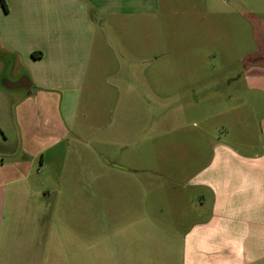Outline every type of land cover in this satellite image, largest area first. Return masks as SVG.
<instances>
[{
  "label": "crops",
  "instance_id": "obj_1",
  "mask_svg": "<svg viewBox=\"0 0 264 264\" xmlns=\"http://www.w3.org/2000/svg\"><path fill=\"white\" fill-rule=\"evenodd\" d=\"M4 1L6 8L0 0V264H5L6 255L32 264V255L43 253L32 252L28 240L32 214L38 218L33 222L44 219L46 224L60 197H54L51 174L78 191L81 175L100 167L94 142L109 139L113 132L111 126L104 131L101 124L81 120V111L90 109L94 99L83 91L94 87L95 75L87 78L88 66L106 13L96 9L94 0ZM241 1L264 12V0ZM203 5L213 13L225 10L227 3L206 0ZM35 51L40 56L34 57ZM243 74L242 81L247 79L250 88L264 94V66ZM23 75L29 76L34 91L6 86ZM240 89L236 99L244 97L246 89ZM211 118L205 115L200 122ZM254 118L256 137L238 135L236 143L222 136L210 140L204 163L191 166L187 161L168 181L155 169L138 174L118 168L125 167L122 164H107L109 196L115 202L110 205V225L125 222L124 232L114 234L108 264H264V110ZM182 119L180 114L175 120L181 128ZM191 153L195 160L196 147ZM118 181L124 184L119 199ZM33 228L43 231L41 226ZM45 252L62 254L53 248Z\"/></svg>",
  "mask_w": 264,
  "mask_h": 264
},
{
  "label": "rangeland",
  "instance_id": "obj_2",
  "mask_svg": "<svg viewBox=\"0 0 264 264\" xmlns=\"http://www.w3.org/2000/svg\"><path fill=\"white\" fill-rule=\"evenodd\" d=\"M205 1L94 0L106 16L96 30L88 66L87 78L95 75L94 87L83 91L94 99L90 109L81 111V120L101 124L104 131L111 126L113 132L109 139L94 142L100 167L81 175L78 191L51 174L54 197H60L46 224L44 219L33 222L38 218L32 214L28 240L32 252H43L32 255V264H108L114 234L124 232L125 226L123 220L110 225V205L115 202L110 200L105 167L111 161L138 174L155 169L168 181L173 170L188 165L187 161L191 166L204 163L210 140L222 136L236 143L238 135L256 137L254 115L264 110L260 103L264 94L241 77L254 66H264V12L241 0H226L225 10L211 13ZM190 82L195 84L177 92ZM241 87L246 89L244 97L236 99ZM180 114L185 120L182 128L175 121ZM205 115L212 118L201 123ZM195 147L198 157L191 160ZM119 182L118 199L124 188ZM35 226L43 231L34 230ZM131 246L127 245L128 251ZM50 248L62 254L49 255L45 251ZM5 264L21 263L6 255Z\"/></svg>",
  "mask_w": 264,
  "mask_h": 264
},
{
  "label": "water",
  "instance_id": "obj_3",
  "mask_svg": "<svg viewBox=\"0 0 264 264\" xmlns=\"http://www.w3.org/2000/svg\"><path fill=\"white\" fill-rule=\"evenodd\" d=\"M6 86L8 88H12V89L13 88H20V87H25V88H28L32 91H34V89H35V87L32 85V81L28 75H23L16 81H9L8 83H6Z\"/></svg>",
  "mask_w": 264,
  "mask_h": 264
},
{
  "label": "trees",
  "instance_id": "obj_4",
  "mask_svg": "<svg viewBox=\"0 0 264 264\" xmlns=\"http://www.w3.org/2000/svg\"><path fill=\"white\" fill-rule=\"evenodd\" d=\"M2 2H3L4 6H5V8H6L5 1H4V0H2ZM40 54H41V52H40V51H35V52H33V53H32V55H33L34 57H38V56H40Z\"/></svg>",
  "mask_w": 264,
  "mask_h": 264
}]
</instances>
